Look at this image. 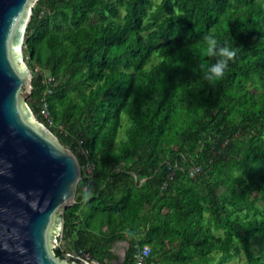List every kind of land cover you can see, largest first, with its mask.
I'll return each instance as SVG.
<instances>
[{"label":"trees","instance_id":"16d2710c","mask_svg":"<svg viewBox=\"0 0 264 264\" xmlns=\"http://www.w3.org/2000/svg\"><path fill=\"white\" fill-rule=\"evenodd\" d=\"M153 6L38 0L33 8L26 102L82 168L53 252L65 260L84 249L113 264L114 243L125 241L123 264L146 244L147 264H222L240 250L247 264H264L253 249L264 244V0ZM209 33L240 48L214 85L198 67L214 62L202 54ZM174 162L202 163L203 186L192 190L180 169L168 181Z\"/></svg>","mask_w":264,"mask_h":264},{"label":"water","instance_id":"95a60500","mask_svg":"<svg viewBox=\"0 0 264 264\" xmlns=\"http://www.w3.org/2000/svg\"><path fill=\"white\" fill-rule=\"evenodd\" d=\"M35 1L0 0V264H91L52 250L82 168L26 102L33 74L24 43Z\"/></svg>","mask_w":264,"mask_h":264},{"label":"rangeland","instance_id":"374dc122","mask_svg":"<svg viewBox=\"0 0 264 264\" xmlns=\"http://www.w3.org/2000/svg\"><path fill=\"white\" fill-rule=\"evenodd\" d=\"M112 1H115V0H112ZM160 1L161 0H153V2H154L153 10L156 9V5L158 3H160ZM36 3H37V1L34 2L33 8L36 6ZM121 11H122V15H123L124 14L123 8H122ZM94 20H98V17H94ZM158 60H159L158 58H154L152 60V62L154 63V62H157ZM24 62L28 65V67L32 71L31 65H33V64H32V62H30L29 56L26 55L25 52H24ZM35 67L38 70L41 69L40 66L37 65V64L35 65ZM46 73H47L48 76L50 75L48 72H46ZM24 101H25V98L23 99V102ZM35 120L37 122H42L37 115H36ZM124 123H125V121H124ZM125 127H126V125H124V128ZM122 136H123V130L120 132L118 137L121 138ZM57 141L60 144H62L59 140H57ZM65 147L70 149L68 146H65ZM88 165L85 167L86 173H90V171H91L92 165L90 163ZM202 179H203V177L202 178H198L197 180H192V190H197V189H199V188H201L203 186ZM222 203L225 205V207L227 209L231 208V204L229 203V198H222ZM231 219L235 220V216H231ZM208 226L210 227V230H211V232L213 234H215V235L223 234V230L217 229L213 223H211V224L208 223ZM52 242L54 243V245L52 246V250H53V248L55 246H57V242L55 240H52ZM127 248H128V243L125 242V241H116L114 243L113 250L116 253V255L118 256V260L113 262V264H121L124 261V259H125L124 253L126 252ZM253 249L255 250L256 253L263 254V252H264V244L263 243H261V244L255 243ZM232 252H233V250H232ZM222 254H223V251H220V252L214 253L213 256H214V258L216 260H219L221 258V256H222ZM222 264H247V259H246L244 251L240 250L239 252L235 253L231 258H229L226 261H224Z\"/></svg>","mask_w":264,"mask_h":264},{"label":"clouds","instance_id":"9594fccd","mask_svg":"<svg viewBox=\"0 0 264 264\" xmlns=\"http://www.w3.org/2000/svg\"><path fill=\"white\" fill-rule=\"evenodd\" d=\"M232 41L234 45V40L232 39ZM239 51V47L229 46L227 41L222 43L213 33L205 35L203 37L202 54L207 58H211L214 62L209 65L203 63L198 65L203 73V79L209 85H214L217 81L223 79L230 62L234 63L236 61ZM191 71L195 72V69H191Z\"/></svg>","mask_w":264,"mask_h":264},{"label":"built area","instance_id":"2783aa9c","mask_svg":"<svg viewBox=\"0 0 264 264\" xmlns=\"http://www.w3.org/2000/svg\"><path fill=\"white\" fill-rule=\"evenodd\" d=\"M53 80L54 78L52 77L49 78V81L52 82ZM44 114L46 117H48V114L45 111ZM48 121L50 122V124H53L51 118H48ZM83 152L86 153V151ZM178 169L185 170V174L187 178L191 181L197 180L205 172V167L202 163H191L187 167H179V165L176 162H174L173 169L167 175L168 181L174 179ZM91 171H92V167H91ZM141 181H144V179H142ZM166 185L167 182L165 183L163 188H165ZM151 253H152V247L150 245L146 244L143 246H139L132 264H147L148 258L150 257ZM69 254L77 256L80 259H85L89 261L91 264H104L103 262L96 259L91 252L86 251L84 249H80L78 252L69 253Z\"/></svg>","mask_w":264,"mask_h":264},{"label":"crops","instance_id":"0c3cea01","mask_svg":"<svg viewBox=\"0 0 264 264\" xmlns=\"http://www.w3.org/2000/svg\"><path fill=\"white\" fill-rule=\"evenodd\" d=\"M117 260H118V259H117ZM117 260H116V261H117ZM114 262H115V261H114ZM121 264H123V263H121Z\"/></svg>","mask_w":264,"mask_h":264}]
</instances>
